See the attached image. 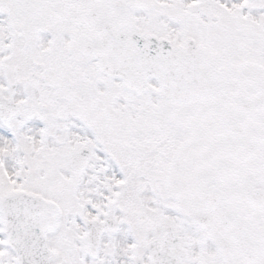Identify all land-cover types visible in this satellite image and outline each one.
Instances as JSON below:
<instances>
[{"label": "snow or ice", "instance_id": "1", "mask_svg": "<svg viewBox=\"0 0 264 264\" xmlns=\"http://www.w3.org/2000/svg\"><path fill=\"white\" fill-rule=\"evenodd\" d=\"M0 264H264V0H0Z\"/></svg>", "mask_w": 264, "mask_h": 264}]
</instances>
